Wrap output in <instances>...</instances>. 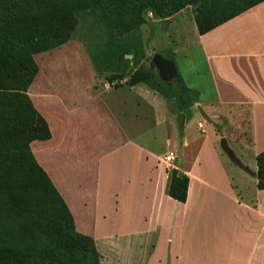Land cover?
I'll return each mask as SVG.
<instances>
[{
  "label": "rangeland",
  "instance_id": "1",
  "mask_svg": "<svg viewBox=\"0 0 264 264\" xmlns=\"http://www.w3.org/2000/svg\"><path fill=\"white\" fill-rule=\"evenodd\" d=\"M100 6L74 15L65 45L34 57L39 73L29 98L35 109L40 108L43 116L49 118L54 133L50 143L34 146V157L68 205L76 231L94 240L100 264H166V237H156L151 249L147 240L137 236L147 232L154 214L148 193L139 188L148 167L142 149L161 159L165 153L173 152L175 161L171 166L159 161L169 176L180 156L174 151L179 146L175 144L180 143V122H183L190 145L188 153L201 148L206 157L208 150L215 147L241 189L251 190L257 180L256 161L252 153L245 152L241 164L248 172L232 164L220 147L222 139L215 136L209 114L204 116L194 105L196 95L209 98L212 91L208 69L197 47L198 34L191 8L166 17V3L162 4V0L156 3L158 9L141 7L142 11L132 2L124 1L122 8L126 9L113 8L107 21L100 17ZM41 16L53 19L47 13L34 19ZM69 17L66 15L64 19L68 21ZM111 51L119 52L128 61H119L117 72L109 70L106 63L107 67L100 66L97 60V56L101 59L104 55L109 60ZM154 55L175 64L177 77L171 82L174 92L179 93L178 87L189 91L183 94L185 104L181 107L174 95L163 98L161 110L166 109L167 113L160 114V124L155 123L153 111L142 100L140 117H135L131 111L132 103L135 109V96L132 101V95L128 94L146 92L145 85L134 88L128 86V81L138 69L151 72ZM123 68L126 73L120 74ZM181 110L184 121H179L180 115H174ZM198 123L204 125L203 131L197 128ZM202 136L205 139L193 148L196 139ZM128 142L142 149H105L106 144L117 148ZM193 162L190 156L188 166ZM192 169L197 171L195 163ZM89 193H94L93 201ZM245 194L243 191L242 196ZM167 210L172 211L169 207ZM211 221V216H205L204 224L209 229ZM212 239L210 233L196 241L189 239L184 252L191 256L200 249L197 252L203 256L200 264H212L215 256Z\"/></svg>",
  "mask_w": 264,
  "mask_h": 264
},
{
  "label": "trees",
  "instance_id": "2",
  "mask_svg": "<svg viewBox=\"0 0 264 264\" xmlns=\"http://www.w3.org/2000/svg\"><path fill=\"white\" fill-rule=\"evenodd\" d=\"M127 1L141 10H155L158 0H0V264H100L94 240L76 231L68 205L46 172L38 165L34 146L51 140L45 118L33 106L29 93L39 68L34 57L65 45L74 15L100 6V17L122 8ZM264 0H162L166 17L191 8L199 36L228 23ZM157 8V7H156ZM158 9V8H157ZM95 11V10H94ZM45 16L34 19L39 14ZM70 17L65 20L64 17ZM100 66L117 72V52ZM107 65H106V64ZM106 69V68H105ZM121 69L120 74H125ZM143 84L185 104L186 89L163 83L151 63V72L138 69L128 86ZM180 92L182 94H180ZM188 106V105H186ZM178 162L168 178L167 195L185 204L189 179L179 176ZM257 188L264 191V152L256 157Z\"/></svg>",
  "mask_w": 264,
  "mask_h": 264
},
{
  "label": "crops",
  "instance_id": "3",
  "mask_svg": "<svg viewBox=\"0 0 264 264\" xmlns=\"http://www.w3.org/2000/svg\"><path fill=\"white\" fill-rule=\"evenodd\" d=\"M197 41L210 76L212 95L209 98L196 95L194 105L204 116L209 114L215 136L226 141L240 162L245 152L252 153L256 161V157L264 152V2L204 36L197 35ZM155 93L149 88L142 94L128 92L132 101L134 96L136 100L135 109L132 103V114L140 117L143 101L142 104L147 103L153 111L155 123L160 124L162 113H167L166 109L161 110L163 98L169 96ZM37 110L43 116L42 110ZM181 113L182 110L174 115H180L179 121H184ZM44 118L52 140L53 126L49 118ZM180 124V143L175 144L179 146L174 152L180 153L176 160L179 173L189 179L185 204H179L167 195L169 176L159 164L165 156L162 159L155 157L150 150L139 148L134 142L117 148L106 144L105 149L112 150L142 149L141 155L145 154L147 159V173L139 188L148 193L154 214L149 219L147 232L137 236L147 240L151 249L156 237H166V264H200L203 258L197 253L200 249L189 256L184 252V244L209 233L215 242L212 264H264V191L257 188V180L251 190L241 189L215 147L208 150L207 158L201 148L188 153L190 145L184 134L185 123ZM200 125L203 131L204 125ZM202 139L205 137L196 139L193 148ZM169 153L173 152L165 154ZM190 156L194 161L191 167L187 164ZM194 163L197 171L192 169ZM243 191L246 194L242 196ZM88 195H92L93 201L94 193ZM116 205L119 204L116 202ZM168 207L172 211H168ZM205 216L212 217L210 229L204 224Z\"/></svg>",
  "mask_w": 264,
  "mask_h": 264
},
{
  "label": "water",
  "instance_id": "4",
  "mask_svg": "<svg viewBox=\"0 0 264 264\" xmlns=\"http://www.w3.org/2000/svg\"><path fill=\"white\" fill-rule=\"evenodd\" d=\"M163 26L166 27L165 23L163 24ZM151 62L153 64L155 70L157 71L159 79L162 82H165L168 84V83H171L172 81H174L175 78L177 77V69H176L174 63H172L168 60H165L160 55H154L151 59ZM220 147H221L222 151L226 154V156L228 157L229 161L232 164H234L235 166H237L241 170L248 172V169L246 167H244L241 164V162L236 158V156L234 155L232 150L228 147V145L224 139H222L220 141ZM179 176L182 177V174L179 173ZM255 177L257 180L262 179L258 173L255 175Z\"/></svg>",
  "mask_w": 264,
  "mask_h": 264
},
{
  "label": "built area",
  "instance_id": "5",
  "mask_svg": "<svg viewBox=\"0 0 264 264\" xmlns=\"http://www.w3.org/2000/svg\"><path fill=\"white\" fill-rule=\"evenodd\" d=\"M201 125L199 124L198 125V128L201 129ZM175 160V156L172 154V153H169L168 155H166L164 158H163V163L165 165H167V167L171 166V164L174 162Z\"/></svg>",
  "mask_w": 264,
  "mask_h": 264
},
{
  "label": "clouds",
  "instance_id": "6",
  "mask_svg": "<svg viewBox=\"0 0 264 264\" xmlns=\"http://www.w3.org/2000/svg\"><path fill=\"white\" fill-rule=\"evenodd\" d=\"M162 161H163V159H162ZM174 161H175V160H174ZM162 163H163V162H162ZM172 164H173V163H172ZM172 164H171V165H172ZM174 169H175V168H174ZM255 178H256V177H255Z\"/></svg>",
  "mask_w": 264,
  "mask_h": 264
}]
</instances>
